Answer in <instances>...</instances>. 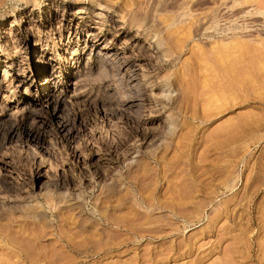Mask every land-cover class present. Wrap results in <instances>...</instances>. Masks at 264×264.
<instances>
[{"label":"rangeland","instance_id":"obj_1","mask_svg":"<svg viewBox=\"0 0 264 264\" xmlns=\"http://www.w3.org/2000/svg\"><path fill=\"white\" fill-rule=\"evenodd\" d=\"M1 51L0 264H264V0H0Z\"/></svg>","mask_w":264,"mask_h":264},{"label":"bare ground","instance_id":"obj_2","mask_svg":"<svg viewBox=\"0 0 264 264\" xmlns=\"http://www.w3.org/2000/svg\"><path fill=\"white\" fill-rule=\"evenodd\" d=\"M16 27V26H15ZM32 36V35H31ZM32 38V37H31ZM28 46H29V43H26ZM97 45V44H96ZM40 47L41 46V44L39 43V44H37V43H34V49H35V47ZM5 52V51H4ZM4 52H0V53H2V55H3V53ZM9 54V53H8ZM16 54V53H15ZM59 57V55H56V57ZM41 57H44V56H42L41 55ZM9 58V57H8ZM11 61V60H10ZM3 63L5 64V62L4 61H1V55H0V65H3ZM8 63H10V62H8ZM14 63V62H13ZM7 64V63H6ZM8 65V64H7ZM47 65H48V63H47V61H45L43 64H42V70L41 71H44L45 70V67H47ZM10 66V65H9ZM8 66V67H9ZM11 67V66H10ZM44 67V68H43ZM41 72H38L37 70H36V73H34V75H35V77L37 76V77H39V75H41L40 74ZM7 74H9V73H7ZM15 74V73H14ZM225 74V73H224ZM25 82V81H24ZM18 83H19V81H18ZM20 84V83H19ZM51 84V78H49V79H45V83H44V86H41V84H40V86L38 85V82H36V85H34V87H35V89L39 92V94L40 95H43L45 92L47 93V94H50V92H51V88L53 87L52 85H50ZM15 87V86H14ZM40 87V88H39ZM13 88H12V85L10 86V89L8 90L9 92H8V95H10L9 93H11L13 90H12ZM16 93V92H15ZM13 100V99H12ZM14 101V100H13ZM40 177H42V178H44L46 181H52L53 179H54V173L52 174L51 172H48L47 170L46 171H44L42 174L40 173V174H38ZM49 183V182H48ZM55 183H56V181H55ZM47 185V184H46ZM53 185V184H52ZM60 185V184H59Z\"/></svg>","mask_w":264,"mask_h":264}]
</instances>
